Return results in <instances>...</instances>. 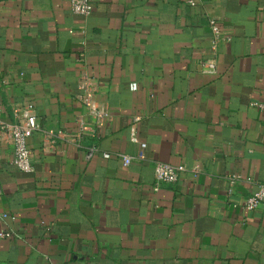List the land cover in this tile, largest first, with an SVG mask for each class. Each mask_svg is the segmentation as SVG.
I'll use <instances>...</instances> for the list:
<instances>
[{
    "label": "crops",
    "instance_id": "0c3cea01",
    "mask_svg": "<svg viewBox=\"0 0 264 264\" xmlns=\"http://www.w3.org/2000/svg\"><path fill=\"white\" fill-rule=\"evenodd\" d=\"M189 1L91 0L82 17L0 0L1 117L30 102L73 131L83 70L113 116L60 152L34 134L30 173L0 147V264H264V205L242 207L264 183V0ZM209 19L230 36L216 51ZM158 162L186 171L154 190Z\"/></svg>",
    "mask_w": 264,
    "mask_h": 264
},
{
    "label": "built area",
    "instance_id": "2783aa9c",
    "mask_svg": "<svg viewBox=\"0 0 264 264\" xmlns=\"http://www.w3.org/2000/svg\"><path fill=\"white\" fill-rule=\"evenodd\" d=\"M189 2L192 4L193 0ZM69 4L71 11L78 16L87 17L93 10L91 0H69ZM208 24L212 35L211 49L216 51L220 41L229 40L230 36L222 32L219 22L215 19H209ZM215 70L213 61L201 62L202 72L212 73ZM77 85L81 91L79 100L83 112L76 115L73 131L43 129L38 123L35 107L30 102L13 103L10 106L12 121H5L0 114V147L9 146L12 148V162L18 170L27 173L33 171L29 159V139L34 134L41 136L40 151L42 153L60 152L56 141L77 145L83 137L96 135L102 125L113 120L108 104L97 98L99 84L96 78L90 76L85 70L80 71L77 75ZM255 105L260 112H264V103L257 102ZM131 141L136 142L135 131L131 135ZM131 159L129 156H122L124 165H128ZM185 171L183 165L156 163L154 167V190H157L162 184L177 183ZM189 171L193 176L197 173L195 166ZM262 205H264V183L260 184L256 191L246 197L242 207L245 211L252 212ZM1 217H5V215L3 214ZM10 235L11 233L8 232H0V238L9 237Z\"/></svg>",
    "mask_w": 264,
    "mask_h": 264
}]
</instances>
